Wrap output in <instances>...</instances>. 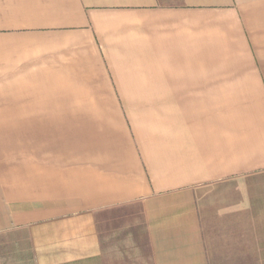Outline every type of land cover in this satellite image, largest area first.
<instances>
[{
	"label": "crops",
	"instance_id": "1",
	"mask_svg": "<svg viewBox=\"0 0 264 264\" xmlns=\"http://www.w3.org/2000/svg\"><path fill=\"white\" fill-rule=\"evenodd\" d=\"M0 264H264V0H0Z\"/></svg>",
	"mask_w": 264,
	"mask_h": 264
}]
</instances>
